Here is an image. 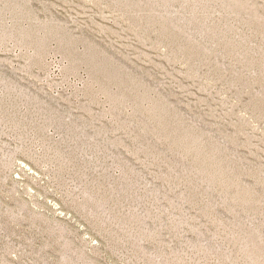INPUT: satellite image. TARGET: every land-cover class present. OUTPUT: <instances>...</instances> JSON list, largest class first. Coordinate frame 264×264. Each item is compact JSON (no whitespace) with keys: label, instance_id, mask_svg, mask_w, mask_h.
I'll return each instance as SVG.
<instances>
[{"label":"rangeland","instance_id":"rangeland-1","mask_svg":"<svg viewBox=\"0 0 264 264\" xmlns=\"http://www.w3.org/2000/svg\"><path fill=\"white\" fill-rule=\"evenodd\" d=\"M0 264H264V0H0Z\"/></svg>","mask_w":264,"mask_h":264}]
</instances>
